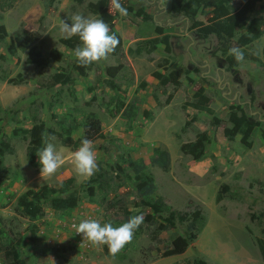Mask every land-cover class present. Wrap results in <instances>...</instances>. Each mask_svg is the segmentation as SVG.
<instances>
[{
    "label": "rangeland",
    "instance_id": "obj_1",
    "mask_svg": "<svg viewBox=\"0 0 264 264\" xmlns=\"http://www.w3.org/2000/svg\"><path fill=\"white\" fill-rule=\"evenodd\" d=\"M101 1L0 0L5 31L0 37V130L13 150L2 154L0 264H264L258 247L264 243V0L244 12L228 41L217 39L212 8L202 3L185 13L173 12L170 0L166 7L161 0H120L128 9L122 17L105 0L111 19L104 21L120 43L108 60L78 69L73 50L81 42L62 34L59 23H71L77 13L101 18ZM247 1L228 0L232 14ZM253 17L260 20L261 34L238 47ZM233 47L244 52L242 62L229 55ZM55 74L68 75L71 82L50 86ZM117 101L124 107L111 116ZM231 116L245 120L237 123ZM39 124L45 130L42 147L45 135L54 136L51 142L63 158L51 178L28 163L30 138L13 133ZM201 133L209 143L195 160L181 146ZM67 135L93 142L99 171L90 179L76 174L72 153L79 146H65L61 141ZM155 148L168 152L167 171L153 163ZM128 157L143 161L152 175L145 188L117 177L116 166L128 168ZM68 178L78 189L75 208L57 211L33 201V193ZM85 181L96 187L94 195L80 187ZM224 185L229 190L222 193ZM156 196L190 220L164 228V214L141 204ZM38 207L40 217L25 216L26 209ZM141 213L143 224L116 257L107 246L81 245L82 236L72 227L87 218L120 226ZM202 214L203 228L183 253H176L175 240L193 234L189 223ZM11 248L19 252L20 263Z\"/></svg>",
    "mask_w": 264,
    "mask_h": 264
},
{
    "label": "trees",
    "instance_id": "obj_2",
    "mask_svg": "<svg viewBox=\"0 0 264 264\" xmlns=\"http://www.w3.org/2000/svg\"><path fill=\"white\" fill-rule=\"evenodd\" d=\"M258 0H249L247 1L246 5L244 6L243 10L241 12H238L237 14H232L233 11L229 9L228 0H170L171 2V9L173 12H185V13H191V6L195 4H201L204 7L212 8V14L211 20L215 23L214 33L217 36V39L219 40H229L233 36V29L240 26L241 21L244 19V12L248 11L249 9L253 10L255 2ZM102 5H100L98 8L100 10L101 18L103 20H110L111 16L107 15L106 10L103 6L106 5L105 0H102ZM102 9V10H101ZM142 12V11H141ZM141 12L139 14H141ZM144 15L143 19L144 21L150 20V16L147 14H141ZM259 19L253 17L251 18L248 28H247V35H242L238 39V47H241L243 45H246L250 43L251 41L258 38L261 34V27L259 24ZM5 35V31L3 27H0V37L2 38ZM151 43V42H150ZM56 54V53H55ZM57 55V54H56ZM27 62L36 64L37 66H44L46 65V62L43 59H30ZM78 69L84 68L78 65ZM71 82V78L68 75L63 74H55L51 78L50 86H55L57 84H68ZM115 94L119 93V88L112 85L111 87ZM124 107L123 101H117L112 109H109V114L111 116H114L116 113H119V111ZM133 108V105H130L128 107L127 111V117L131 120L134 117V113L131 109ZM194 108L198 110H202L204 108V105H194ZM231 121H235L237 123H243L244 118L241 117V119H236L235 116H231ZM76 123L71 127L72 129L75 128ZM14 135L21 136H28L30 138L29 145L27 147L26 152V158L28 163L35 167L36 170H40L41 166L38 162V156L37 153L39 150H41L42 147V140L43 135L45 133V130L43 128L42 124L35 125L31 128L30 131H27L25 129L21 128H15L13 130ZM247 133V132H246ZM51 134L57 136L59 139H62V134L57 133L54 131H51ZM0 184L3 181V159L2 154H12L13 150L11 149V146L8 142V140L5 138V135H3L2 130H0ZM84 138H80L76 141H74L69 135L65 136V138L61 141L65 146L73 147V146H80L81 141ZM209 143V139L206 140V136L204 133L198 134L196 141L192 143H186L181 146L182 153H185L191 157H193L195 160H199L204 156L205 154V146ZM154 152V159L152 160L153 163L156 162V166L159 167L162 171H167L169 166V155L168 152L165 150H161L160 148L153 149ZM127 164L128 168L122 169L121 165L116 166V172L118 178H123L125 181H130L133 179L136 184L137 188L143 189L148 184H150L153 180L152 175L149 172H146L145 164L143 161H135L132 160L130 157L127 158ZM115 179H117L115 177ZM106 182V181H105ZM80 187L83 188L89 196L94 195L96 187L91 186L90 182L85 181L80 184ZM229 190L228 186L224 185L221 187V192L225 193ZM221 196V195H220ZM33 198V201L39 204L40 202H46V204L53 210L57 211H64V210H70L76 207L78 202V189L75 184V181L73 178H68L60 183H57V185L54 188L50 189H43L40 193H33L31 195ZM219 198V197H218ZM221 198V197H220ZM219 198V199H220ZM141 204L151 210H153L156 214H164L163 217V226L166 229H174L177 225H182L188 220L187 213H181L174 210H169L168 206L164 203L162 198L156 196L153 199H147L142 200ZM43 214L40 207L36 211H30L29 209L25 210V216L34 219L36 217H40ZM161 216V215H160ZM251 219L253 220V215H251ZM189 226L191 230L194 231L193 234L187 235L184 238H177L175 240V243L178 244L177 248L175 249L176 253L180 254L183 253L186 247L191 243L192 240L196 238V232L201 230L204 226V215L202 214V217H200V220H196V222L189 223ZM258 247L260 251V255L262 259L264 260V243L261 241L258 242ZM8 252L12 255L13 259L17 261V263H20L18 260L19 258V252L16 249H8Z\"/></svg>",
    "mask_w": 264,
    "mask_h": 264
},
{
    "label": "clouds",
    "instance_id": "obj_3",
    "mask_svg": "<svg viewBox=\"0 0 264 264\" xmlns=\"http://www.w3.org/2000/svg\"><path fill=\"white\" fill-rule=\"evenodd\" d=\"M161 4L162 7H166L165 0H161ZM110 9L115 10L122 17L128 16V9L121 4L120 0H110ZM59 29L68 38H79L81 45L77 46L73 52L78 64L85 68L108 60L120 43L109 24L102 18L91 19L77 13L71 17V23L62 19ZM229 55L233 56L237 62L244 60V52L238 47L230 48ZM54 140V136L45 135V146L37 153L42 177L55 176L63 164L60 152L51 142ZM72 159L76 174L84 179H90L99 171L94 144L87 138H84L79 148L72 153ZM144 219L141 213L130 217L120 226H113L111 222L102 224L98 219L87 218L78 224H73L72 227L76 234L82 236L81 245L86 244L94 248L107 246L108 253L116 257L133 241L135 232L143 224Z\"/></svg>",
    "mask_w": 264,
    "mask_h": 264
}]
</instances>
